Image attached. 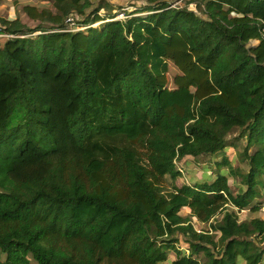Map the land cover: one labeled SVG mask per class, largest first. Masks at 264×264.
Returning a JSON list of instances; mask_svg holds the SVG:
<instances>
[{
  "label": "trees",
  "instance_id": "trees-1",
  "mask_svg": "<svg viewBox=\"0 0 264 264\" xmlns=\"http://www.w3.org/2000/svg\"><path fill=\"white\" fill-rule=\"evenodd\" d=\"M95 1L0 19V264H264V0H143L125 19Z\"/></svg>",
  "mask_w": 264,
  "mask_h": 264
},
{
  "label": "rangeland",
  "instance_id": "rangeland-1",
  "mask_svg": "<svg viewBox=\"0 0 264 264\" xmlns=\"http://www.w3.org/2000/svg\"><path fill=\"white\" fill-rule=\"evenodd\" d=\"M99 0L95 1V4L97 5ZM144 1L143 0H116L115 4H120L122 7L115 8L112 10V12L117 13V18L119 19H125L126 17H129L131 13L136 11L137 8H141L143 6ZM31 4L35 5L39 8H48L55 10L53 5V0H0V19H15L20 18L23 23H25L29 27H35L38 22L31 19L24 11L23 6ZM191 8H194L193 5L190 6ZM101 13H106V10L102 9ZM146 14V13H143ZM69 27H76L79 28V24H73V22H68ZM2 24L0 22V39L4 40L7 38L5 34L2 33ZM85 27H81V29H84ZM253 44H257V40L252 41ZM180 70L176 68L171 61H169V86L172 88L174 87L173 84V78L175 75L179 74ZM239 136L238 132H233L229 136V143L234 140L235 146L228 150L226 154H229L232 158L231 161V167L228 165L223 164L221 169L223 168L225 173L230 175V184L235 192H237L240 189H246V185L242 183V176L244 172H247L249 170V165L246 159L242 157L244 148L246 146V137H240L237 138L235 136ZM256 148L252 147L251 152H253ZM225 154V152H224ZM223 152L218 153L217 155H202L198 157H192L187 156L184 158L181 162H179L178 168L182 170L181 177L177 179V184L182 185L185 183H190L191 181H198L203 180L207 178V174H210L209 172L213 173L217 170V165L215 164V159L222 160L223 158ZM224 171H221L222 173ZM203 177V179L201 178ZM211 179L213 180L214 177L211 176ZM264 179V176H263ZM166 186L168 189L173 187V182L170 179H167ZM264 193V190H262ZM182 214L186 215V210H182ZM259 215H263L262 213H258ZM257 213H250L246 210L239 211V219L244 220L246 218L254 217L258 215ZM221 218V215H218L215 219L219 220ZM193 223L195 224L196 228L198 229H204L209 228L210 223L203 224L199 223L195 218H193ZM180 243L178 246L182 248H187L188 245L184 241V237L182 235H179ZM172 258L175 257L174 253L171 255ZM6 255L0 250V261H5ZM163 264H168L167 262ZM244 264V263H243Z\"/></svg>",
  "mask_w": 264,
  "mask_h": 264
},
{
  "label": "built area",
  "instance_id": "built-area-1",
  "mask_svg": "<svg viewBox=\"0 0 264 264\" xmlns=\"http://www.w3.org/2000/svg\"><path fill=\"white\" fill-rule=\"evenodd\" d=\"M181 3V1H177L175 4H180ZM73 20V18H70V21H72ZM4 35V34H3ZM5 36H11V35H9V34H5ZM261 212H263L264 213V202L262 203V206H261Z\"/></svg>",
  "mask_w": 264,
  "mask_h": 264
}]
</instances>
